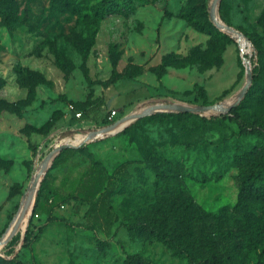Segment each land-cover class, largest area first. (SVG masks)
Wrapping results in <instances>:
<instances>
[{"label":"rangeland","instance_id":"obj_1","mask_svg":"<svg viewBox=\"0 0 264 264\" xmlns=\"http://www.w3.org/2000/svg\"><path fill=\"white\" fill-rule=\"evenodd\" d=\"M116 1L102 15L104 0H0V264H190L159 231L233 264L264 261V135L142 109L156 92L192 105L196 83L227 108L248 78L241 48L259 83L240 109L264 123V0H225V26L211 21V0ZM109 99L115 122L142 113L127 133L108 134L120 122L62 138L95 129ZM60 146L55 158L69 157L43 172ZM92 165L108 174L109 220L99 195L77 192ZM48 178L53 206L39 192ZM35 203V238L17 250Z\"/></svg>","mask_w":264,"mask_h":264},{"label":"trees","instance_id":"obj_2","mask_svg":"<svg viewBox=\"0 0 264 264\" xmlns=\"http://www.w3.org/2000/svg\"><path fill=\"white\" fill-rule=\"evenodd\" d=\"M132 2V0H131ZM214 0H211V3L209 5V8H212ZM224 4L225 0H218V2L215 5V18L212 17L211 11L209 9L208 13L210 16L211 21L213 19H216L217 22H220L222 25H227L228 21L226 20L224 16ZM125 6V4H124ZM120 7V4L116 0H104L99 5V11L102 15H108L112 12H114L116 9ZM129 8H133V5L130 3L128 4ZM91 34V33H90ZM248 40L253 43V40L255 37L253 35H246ZM250 43L251 45H253ZM254 50L255 51H260L259 47L254 45ZM239 62L240 65L242 66L243 73L247 74V62H246V55L243 51H241V48H239ZM252 81L245 93V95L240 99L239 103L237 105H233L236 99L238 98V95L235 97H232L231 99L233 102L227 107H219L215 106L214 108L206 109L203 111H179L175 110L174 114L177 115H190V114H197L201 117V119L204 122H214V123H225L227 121L231 123H235L239 130L244 133V134H262L264 135V123L258 122L256 120L250 119L247 117L240 109L241 105L243 102H245L249 96L251 95L253 89L259 83V76L255 69H252ZM112 81L115 80H107L106 84L109 85ZM248 78L245 82L247 84ZM155 90H158L157 88H154ZM160 91V90H158ZM153 94V93H152ZM150 94L151 100H149L146 104L142 106V109L144 112H152L153 110H161L163 109L161 105H164L165 108H170V106L179 104L174 96H176L175 92H170V96L168 94H165L166 96H161V93L156 92L153 95H158L153 96ZM174 95V96H173ZM177 99V98H176ZM188 102L192 104L193 106H204V105H215L217 104L216 100H211L208 101L206 96L204 95L203 88L201 84L196 83L194 85V88L192 89L191 92L188 94ZM112 100H108L106 102V107L109 109L107 114H103L101 116V119L97 116L98 114L96 113L97 111L92 112V118L96 120V128L95 129H86V128H79V129H69L66 132L62 134V138H76L81 131H85L87 133L90 132H98L104 128H110V125L115 122V121H110L108 119V113L112 110ZM87 115L91 114V110L86 111ZM139 120V117H137L134 121H132L129 124H126L128 119H123L120 122H123L120 126H118L116 129H114L111 132H108L109 135L111 136H116V135H122L127 133ZM118 122V123H120ZM67 151L66 149L62 148L61 152L64 153ZM69 156L60 158L57 156L55 158L54 164L62 163L65 160H67ZM50 158H47L43 165L42 169H44L47 164L49 163ZM48 172L46 173V176H48ZM108 184V174L106 170L100 166L97 165H92L90 169L87 171L83 172L79 179V184L77 187V192L79 196L84 197V198H93L96 197L97 195L100 196L101 200V205L98 207L100 214L106 219L109 220L112 218V212L106 208V201H107V193H105V187ZM36 188L35 181L33 180L30 183L29 189L27 193L29 194V191L33 189L32 196L34 193V190ZM40 194H44V197L47 198V200L50 201V205H55L57 201L59 200V194L57 192V187L55 186V183L52 178H48L45 182L42 183V187L40 189ZM40 206L39 203H35L34 207L32 208L31 212L27 216L25 220V229L24 231L19 234L11 243V245L17 247V250L26 247L28 244H30L34 238H35V233L33 230V217L36 214L38 207ZM97 208V205H96ZM95 208V209H96ZM16 220L15 215L11 219V223H14ZM60 220L68 223L69 225H73V223L67 219V218H60ZM159 235L162 237V239L171 247L174 248V250L180 254L181 256L185 257L190 264H233L230 262L228 258H225L219 254H216L215 252H212L210 255L206 254H200L196 249L193 247H190L189 245L182 244L179 242L177 239L169 237L168 235L161 233L160 231L158 232ZM17 257V255L15 256ZM130 264H133L130 262ZM250 264H264L263 260H258L256 262L250 263Z\"/></svg>","mask_w":264,"mask_h":264},{"label":"water","instance_id":"obj_3","mask_svg":"<svg viewBox=\"0 0 264 264\" xmlns=\"http://www.w3.org/2000/svg\"><path fill=\"white\" fill-rule=\"evenodd\" d=\"M218 2V0H214L212 8H211V14L212 17L215 18V5ZM218 24H221L220 22H218ZM239 35L242 36V34L237 31ZM240 41V39H239ZM247 62V75H248V82L247 84H245L244 88L240 91L238 98L236 99V101L234 102L233 105H237L240 101V99L245 95L251 81H252V70H251V66L249 61L246 59ZM215 106H219L218 104L215 105H204V106H193V105H184V104H175L170 106V109L172 111L175 110H179V111H203L206 109H210V108H214ZM220 107V106H219ZM224 108V107H223ZM142 113H138L136 115H134L133 117L129 118L128 122L126 124L131 123L132 121H134L137 117H139ZM112 127V125H110V128ZM108 129V128H107ZM63 146H60L56 149V151L53 153L52 157L50 158L49 163L47 164V166L43 169V172H45V170H47V168L50 166V164L52 163V161L54 160L56 154L62 149ZM37 183V181L35 182V184ZM32 197V190L29 191V194L27 196V200H30Z\"/></svg>","mask_w":264,"mask_h":264},{"label":"built area","instance_id":"obj_4","mask_svg":"<svg viewBox=\"0 0 264 264\" xmlns=\"http://www.w3.org/2000/svg\"><path fill=\"white\" fill-rule=\"evenodd\" d=\"M116 114H117V110L116 109H112L109 113H108V119L110 121H116ZM116 124H118V122H113L111 125L112 127L115 126ZM111 127V128H112Z\"/></svg>","mask_w":264,"mask_h":264},{"label":"bare ground","instance_id":"obj_5","mask_svg":"<svg viewBox=\"0 0 264 264\" xmlns=\"http://www.w3.org/2000/svg\"><path fill=\"white\" fill-rule=\"evenodd\" d=\"M129 120V119H128ZM128 122V121H127ZM32 190V192H33V189H31Z\"/></svg>","mask_w":264,"mask_h":264}]
</instances>
